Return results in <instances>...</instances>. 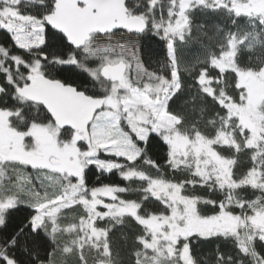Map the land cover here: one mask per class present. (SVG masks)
I'll use <instances>...</instances> for the list:
<instances>
[{
  "label": "snow or ice",
  "instance_id": "6c2138e0",
  "mask_svg": "<svg viewBox=\"0 0 264 264\" xmlns=\"http://www.w3.org/2000/svg\"><path fill=\"white\" fill-rule=\"evenodd\" d=\"M196 10L231 28L216 26L215 47L185 63L193 84L174 111ZM0 31L11 41L0 45V229L31 209L0 243V264H21L22 240L29 264H89L91 253L121 264L110 234L132 222L134 264H199L194 240L231 242L235 254L217 245L212 264H264V0H0ZM145 33L166 46L159 71L131 39ZM73 72L79 83L62 78ZM153 135L180 179L141 146ZM93 166L140 187H90ZM29 240L50 245L46 259Z\"/></svg>",
  "mask_w": 264,
  "mask_h": 264
},
{
  "label": "trees",
  "instance_id": "16d2710c",
  "mask_svg": "<svg viewBox=\"0 0 264 264\" xmlns=\"http://www.w3.org/2000/svg\"><path fill=\"white\" fill-rule=\"evenodd\" d=\"M191 20L193 24V28L191 32V40L188 45L182 46L183 55L181 60V77L185 85V90L184 93L176 100V102L172 104V109L174 111L179 110L178 105L180 104L181 100L190 96L188 88L193 84L192 77L183 71L185 63H195L197 55L203 58V54L205 52V46L215 47L216 26H220L221 28L224 29L231 28V25L225 20V18L222 15L213 12L196 10L191 15ZM198 25H203V28L202 29L198 28L197 27ZM204 33H207V35H205ZM140 37H141L140 49L142 50V52L145 50H152L155 53L152 60L150 61L151 68L152 70L159 71L161 65H163L166 61V46L164 42L160 40V38L157 37L154 33L141 34ZM0 45H4V46L11 45L9 36L3 31H0ZM250 55L253 54L249 52L242 53L241 61L243 63H247L248 57ZM213 74L215 75L216 73L213 72ZM62 78H66L67 81L70 83L80 82V76L76 72L65 74V76ZM227 79L229 83L230 94L234 96L238 95L237 90L234 89V82L232 81V77L228 76ZM212 114H213V110L211 107H209L207 111V116H211ZM194 115H198V114H194ZM201 128L202 130L210 131L209 129L204 128L203 124H201ZM141 146L145 148L147 155L150 158H152L158 164L161 165L164 173L168 177L175 179L181 178L179 175L173 176L171 171L167 168L165 164L166 148L159 141L158 137L153 135L152 137H150V140L147 145H144L142 143ZM120 162H123L122 158L120 159ZM138 166L142 168H147V166L143 165L142 162ZM248 167H250V161L248 160V156L242 154L240 156L238 171L244 172L247 170ZM148 170L153 175L157 174L155 169H148ZM28 171H31V169H29ZM87 177H88V184L90 187L100 186L103 184L120 185V186L130 187L131 189H136L140 187V182L138 181H132V182L123 181L120 178L119 173L115 170H113L112 173H100L95 169L94 166L90 168V170L88 171ZM198 191H200L201 194L211 195L208 193H204L203 190L200 189H198ZM121 195L123 196V198L126 199H139V194L136 193L135 191H130L128 193ZM242 195H245L246 198H254V193L252 192L251 189L246 190L245 192L242 193ZM157 206L158 205L156 203H152V202H149L147 204V207L149 209L156 208ZM24 208L26 207L23 205L20 206V208L16 210L17 217L16 216L15 218L10 217L8 227L6 229H0V243H2L9 234L18 231L17 225H19L21 221H24V219H20L19 217L21 212L24 211L23 210ZM138 232H139L138 226H135L134 222H132L128 225L117 227L110 234L113 251L114 253L115 252L119 253V260L121 264H134L132 253L134 250V237ZM24 244L25 242L22 240L21 245L15 249L18 250V252L23 256L25 260L29 261L30 257L24 247ZM217 245H219L221 250L224 251L225 253L235 254V249L233 248L231 242H224L217 240L193 241V254L199 261V264H212ZM29 247L38 250L39 255L42 259H46L47 253L48 251H50V245L43 241H38L36 244H31V241L29 240ZM94 258H95L94 253L89 254V264H92ZM68 264H75V260L73 258H69Z\"/></svg>",
  "mask_w": 264,
  "mask_h": 264
},
{
  "label": "rangeland",
  "instance_id": "374dc122",
  "mask_svg": "<svg viewBox=\"0 0 264 264\" xmlns=\"http://www.w3.org/2000/svg\"><path fill=\"white\" fill-rule=\"evenodd\" d=\"M118 35H124V33H120ZM127 38H129L128 35H125V39H127ZM131 39H133L137 43V46L139 48L141 47V37H140V35L139 36H131ZM101 158H109V157H105V156L102 155ZM105 199H106V202H107V198H105ZM26 208H24L23 209L24 211H22L21 214L19 215L20 219H24L25 220V218L30 215L31 209H29V208L26 209ZM15 216L17 217L16 210L11 214L10 217H14L15 218ZM12 253H13V255H15L17 257V259L21 262V264H29V261L25 260L23 258V256L18 252V250L13 249Z\"/></svg>",
  "mask_w": 264,
  "mask_h": 264
},
{
  "label": "water",
  "instance_id": "95a60500",
  "mask_svg": "<svg viewBox=\"0 0 264 264\" xmlns=\"http://www.w3.org/2000/svg\"><path fill=\"white\" fill-rule=\"evenodd\" d=\"M127 2V1H126Z\"/></svg>",
  "mask_w": 264,
  "mask_h": 264
}]
</instances>
